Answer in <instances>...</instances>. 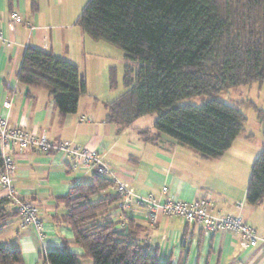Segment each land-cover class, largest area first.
Instances as JSON below:
<instances>
[{
  "label": "trees",
  "instance_id": "16d2710c",
  "mask_svg": "<svg viewBox=\"0 0 264 264\" xmlns=\"http://www.w3.org/2000/svg\"><path fill=\"white\" fill-rule=\"evenodd\" d=\"M76 24L124 54L125 90L104 104L106 122L124 128L155 113L152 128L138 130L144 142L157 143L165 135L204 159L222 156L243 131L246 117L237 107L214 98L199 106L176 102L264 81V0H88ZM17 80L47 90L62 118L76 112L86 92L77 64L33 46L23 52ZM254 108L264 133V111ZM110 187V179L92 173L59 197L66 208L61 222L70 226L83 254L48 251L47 264H80L82 257L92 264H171L135 243L139 227L123 217L114 188V195L93 198ZM245 200L264 208V141L250 168ZM116 208L122 217L115 222ZM7 217L0 208V224ZM20 260L19 251L0 245V264Z\"/></svg>",
  "mask_w": 264,
  "mask_h": 264
},
{
  "label": "crops",
  "instance_id": "0c3cea01",
  "mask_svg": "<svg viewBox=\"0 0 264 264\" xmlns=\"http://www.w3.org/2000/svg\"><path fill=\"white\" fill-rule=\"evenodd\" d=\"M70 3L66 0H0V114L7 117L10 124L44 133L54 141L73 138L81 146L96 149L104 162L120 179L129 182L137 194H152L159 202L167 196L185 202L210 198L216 211L239 215L258 235H264L263 204L252 205L245 200L250 168L262 149L264 138L255 145L251 136L243 135V129L226 152L214 159L201 158L165 135L157 143L144 142L138 130L145 127L134 128V136L128 138L124 135L125 127L118 128L105 121L104 104L95 105L98 94L89 90L87 73L97 70L100 82L105 83L109 67L102 52L105 45L76 28L78 16L69 17L65 11ZM61 6L63 10L59 11L57 8ZM11 12H17L21 18L13 29L9 27ZM27 46L49 50L78 65L80 75L85 78L86 92L80 96L75 113L60 117L47 90L31 88L17 80ZM5 100L11 102L9 109L2 107ZM262 134L264 136L263 127ZM8 152L14 163L11 184L22 198L35 201L42 227L22 225L20 217L6 204L5 191L0 185V208L8 213L0 224V237H11L0 241V245L20 252L18 264H47L43 255L62 249L82 255L83 250L74 241L70 226L61 222L66 208L58 199L67 194L73 184L88 181L92 173L71 170L58 153ZM162 187H166V193H162ZM114 194L110 187L93 198ZM121 217V212L114 209V221ZM123 217L139 227L135 243L147 246L160 261L264 264V249L244 247L231 231L208 232L199 225H188L177 216L162 213L157 214L152 224L148 209L134 204L123 210ZM40 232L43 235L38 238L37 249L31 254L22 253L17 240ZM42 240H46L44 244ZM80 264H92V261L82 257Z\"/></svg>",
  "mask_w": 264,
  "mask_h": 264
},
{
  "label": "built area",
  "instance_id": "2783aa9c",
  "mask_svg": "<svg viewBox=\"0 0 264 264\" xmlns=\"http://www.w3.org/2000/svg\"><path fill=\"white\" fill-rule=\"evenodd\" d=\"M17 12H11L9 27L20 21ZM10 100H5L2 107L9 109ZM33 150L41 153H58L68 162L71 170H83L107 177L112 181V187L119 196V209L128 208L131 204L148 209V219L154 224L157 214L177 216L188 225H199L203 230L213 232L217 230L231 231L244 247H260L264 249V235H258L255 229L247 224L239 215L224 214L214 209V202L210 198H201L192 202H185L167 196L163 202L152 194H137L132 185L118 177L116 171L104 162L96 149L79 145L75 139L54 141L48 135L28 131L22 126L9 123L7 117L0 114V154L3 165L0 169V185L5 191L6 204L21 219L22 225L42 227L38 218L37 205L31 199L22 198L11 184L14 163L10 152ZM162 187V193H166ZM120 223L118 228H123Z\"/></svg>",
  "mask_w": 264,
  "mask_h": 264
},
{
  "label": "rangeland",
  "instance_id": "374dc122",
  "mask_svg": "<svg viewBox=\"0 0 264 264\" xmlns=\"http://www.w3.org/2000/svg\"><path fill=\"white\" fill-rule=\"evenodd\" d=\"M67 2L71 1L70 7L66 8V14L71 16H78L81 12L82 8L86 4L88 0H66ZM59 11L63 10V7L57 8ZM79 31V26L76 27ZM77 30V31H78ZM104 43V52L108 64L106 81L103 84L101 79V75L98 74L97 70L94 72L92 70L88 71V88L89 90H93L98 94V102L95 105L99 106L105 104L117 96H119L122 92H124L125 87L123 85L122 75H123V67L125 64L124 54L120 48L113 44H109L107 42L102 41ZM112 67V74L110 78L109 69ZM83 71V69L81 70ZM91 80V81H90ZM92 83H95V86H91ZM88 99L89 96H87ZM210 98L217 99L234 107H237L246 117V122L244 125V134L249 135L252 138V142L255 145H258L261 140H263L264 136L262 134V124L258 118V113L256 112L254 106L258 109H262L264 111V81L263 82H253L249 85L244 86H231L227 89V91L222 92L217 95L205 96L198 95L192 96L188 98H183L176 102L177 105H195L199 106L206 100ZM91 101H94L93 99ZM93 104V103H92ZM156 117V114L144 115L135 120L131 126L125 127L124 135L128 138L134 136V128L136 127H147L152 128L153 121ZM116 127V126H115Z\"/></svg>",
  "mask_w": 264,
  "mask_h": 264
},
{
  "label": "clouds",
  "instance_id": "9594fccd",
  "mask_svg": "<svg viewBox=\"0 0 264 264\" xmlns=\"http://www.w3.org/2000/svg\"><path fill=\"white\" fill-rule=\"evenodd\" d=\"M42 235H43L42 232L34 233L33 235L23 237V238L17 240V243L20 247L21 252L25 253V254L33 253L37 249L38 238L41 237ZM10 238L11 237H0V241H6ZM50 239L56 241L54 238H50ZM45 241L46 240H42L41 243L44 244Z\"/></svg>",
  "mask_w": 264,
  "mask_h": 264
}]
</instances>
